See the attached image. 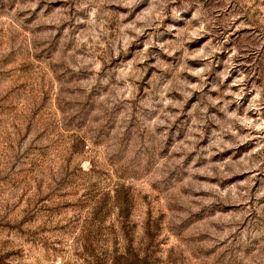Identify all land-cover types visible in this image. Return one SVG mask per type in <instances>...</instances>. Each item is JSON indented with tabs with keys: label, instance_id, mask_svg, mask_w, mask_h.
Masks as SVG:
<instances>
[{
	"label": "rangeland",
	"instance_id": "obj_1",
	"mask_svg": "<svg viewBox=\"0 0 264 264\" xmlns=\"http://www.w3.org/2000/svg\"><path fill=\"white\" fill-rule=\"evenodd\" d=\"M0 264H264V0H0Z\"/></svg>",
	"mask_w": 264,
	"mask_h": 264
}]
</instances>
